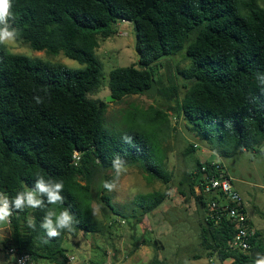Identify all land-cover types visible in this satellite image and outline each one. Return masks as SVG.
Here are the masks:
<instances>
[{"label":"trees","instance_id":"trees-1","mask_svg":"<svg viewBox=\"0 0 264 264\" xmlns=\"http://www.w3.org/2000/svg\"><path fill=\"white\" fill-rule=\"evenodd\" d=\"M144 6L145 0H13L11 23L19 29L18 41L36 52L63 54L84 67L69 69L0 46V192L14 197L34 187L37 173L62 180L65 205L55 207H68L77 221L72 232L49 238L40 227L46 208L14 211L3 242L6 252L30 254L37 264H71L74 256L68 255L67 239L99 231L92 216L96 189L106 218L107 208L116 214L102 179L110 180L117 155L126 167H139L149 183L171 181L157 133L170 127L168 112L151 106L144 120L129 112L108 127L109 104L89 97L103 86V65L96 57L99 40L116 35L120 22L134 25L139 62L110 73L115 100L147 95L155 81L159 95L176 102L171 110L190 133L208 146L219 139L211 155L215 160L214 152L222 154L225 144L242 151L264 145V7L256 0H154L153 8L140 17ZM180 53L189 62L179 72L186 81L183 97L176 85L164 86L156 70L158 62ZM195 151L191 145L187 153ZM214 159L197 161L185 177L206 213L201 245L221 264H254L256 254H264L258 235L250 240L249 254L231 249L234 223L227 217L208 218L212 199L196 191L201 188L202 165ZM166 198L167 191L140 195L136 206L143 216ZM29 216L35 218L34 230L27 225Z\"/></svg>","mask_w":264,"mask_h":264},{"label":"rangeland","instance_id":"rangeland-1","mask_svg":"<svg viewBox=\"0 0 264 264\" xmlns=\"http://www.w3.org/2000/svg\"><path fill=\"white\" fill-rule=\"evenodd\" d=\"M264 7V0H256ZM247 2V0H243ZM118 33L109 39H100L96 57L103 65V86L91 99L105 100L111 96L109 89L110 73L117 68L137 65L136 32L129 22L118 24ZM7 50L13 54L38 58L50 63L63 64L69 69H81L84 66L63 54L51 55L36 52L28 44L17 41ZM185 52V51H184ZM185 54L163 59L156 64V70L164 86L174 84L183 97L186 85L180 71L188 68ZM133 95L121 101L107 102V126L121 121L124 114L137 112L144 120L147 109L151 106L168 112L170 127L158 133V141H163L167 154L166 170L171 174L168 185L162 182L149 183L139 167H126L113 191H107L116 214L111 209L109 219L104 215L101 205L100 189L95 190L96 201L92 206V216L99 231L95 234L81 233L69 237L65 243L69 256L75 260L71 264H90L91 261H105L106 264H221L215 257H210L201 245V227L205 220V211L192 195L185 177L196 169L197 161L202 163L212 159V150L221 143L215 138L209 146L200 142L199 137L190 133L182 118H178L171 109L176 102L159 95ZM119 121V122H120ZM117 129V128H116ZM115 129V130H116ZM151 131V126L148 127ZM160 135V136H159ZM196 147L195 152L187 153L189 147ZM222 154L216 152V158L223 164L227 174L234 180L242 195L250 219L260 228L262 241L258 245L264 250V145L255 151L233 150L222 145ZM160 157L164 152L160 150ZM110 180L115 179L114 172L108 173ZM105 181V178L102 179ZM167 191L166 200L150 214H141L136 206V198L154 192ZM196 191L199 192L198 187ZM104 205V204H103ZM142 217V222L139 219ZM5 237H0V264H13L4 250ZM246 253H250L249 251ZM223 264H229L226 261Z\"/></svg>","mask_w":264,"mask_h":264},{"label":"clouds","instance_id":"clouds-1","mask_svg":"<svg viewBox=\"0 0 264 264\" xmlns=\"http://www.w3.org/2000/svg\"><path fill=\"white\" fill-rule=\"evenodd\" d=\"M13 0H0V46L5 48L15 44L20 36L19 29L15 28L11 21L15 19L13 11ZM37 103H41V97H34ZM112 168L114 169L115 179L102 181V186L108 191L115 190L117 181L120 176L127 171L126 162L117 155L112 160ZM64 182L37 173L35 175L34 187H26L19 190L14 197H10L5 192H0V223L7 222L13 212H23L25 209H44L45 215L40 223V227L45 231L47 237L56 238L62 232H72L73 226L77 223L76 218L70 212L68 207L62 210L55 206L65 205ZM52 207H47V206ZM27 225L31 229H35V218L29 216ZM254 264H264V254L257 253Z\"/></svg>","mask_w":264,"mask_h":264},{"label":"built area","instance_id":"built-area-1","mask_svg":"<svg viewBox=\"0 0 264 264\" xmlns=\"http://www.w3.org/2000/svg\"><path fill=\"white\" fill-rule=\"evenodd\" d=\"M200 173L202 183L201 188H198L199 193L204 192L212 199L208 205L207 217L214 221L227 217L232 221L236 233L230 248L248 252L252 247L250 240L256 235V230L251 224L246 204L234 180L227 175L218 159H214L210 164H203ZM13 216L14 212L7 222L0 223V237L9 236ZM6 253L14 258L15 264H37L30 254H17L13 249ZM74 260L75 257H71V261Z\"/></svg>","mask_w":264,"mask_h":264},{"label":"water","instance_id":"water-1","mask_svg":"<svg viewBox=\"0 0 264 264\" xmlns=\"http://www.w3.org/2000/svg\"><path fill=\"white\" fill-rule=\"evenodd\" d=\"M153 6H154V0H145V6L143 10L139 13V16L140 17L143 16L148 10L152 9ZM157 92H158L157 85L155 81H152V86L146 90V93L150 96L155 97L157 95ZM112 100H115V98L109 96L107 97L106 102H110ZM212 159H214V157H212Z\"/></svg>","mask_w":264,"mask_h":264},{"label":"crops","instance_id":"crops-1","mask_svg":"<svg viewBox=\"0 0 264 264\" xmlns=\"http://www.w3.org/2000/svg\"><path fill=\"white\" fill-rule=\"evenodd\" d=\"M251 220V219H250ZM251 224H252V226L255 228V230H256V235H258V238H257V245H259L260 244V242L262 241V239H261V233H260V228H257L255 225H254V223H253V221L251 220ZM231 263V261H229V264Z\"/></svg>","mask_w":264,"mask_h":264}]
</instances>
